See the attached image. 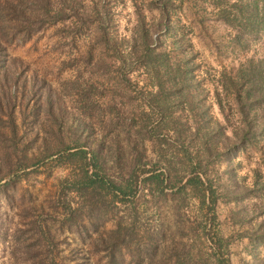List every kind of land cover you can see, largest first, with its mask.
I'll return each instance as SVG.
<instances>
[{"label": "rangeland", "instance_id": "obj_1", "mask_svg": "<svg viewBox=\"0 0 264 264\" xmlns=\"http://www.w3.org/2000/svg\"><path fill=\"white\" fill-rule=\"evenodd\" d=\"M47 4L14 25L0 16V264H264V136L233 135L237 107L218 82L264 59V33L236 40L211 0ZM144 42L189 79L157 85ZM86 172L132 189L78 191ZM196 172L214 210L175 187Z\"/></svg>", "mask_w": 264, "mask_h": 264}, {"label": "trees", "instance_id": "obj_2", "mask_svg": "<svg viewBox=\"0 0 264 264\" xmlns=\"http://www.w3.org/2000/svg\"><path fill=\"white\" fill-rule=\"evenodd\" d=\"M4 12H1L0 16L4 22L6 19H12V25L15 24L22 15L27 13L28 5H35L38 7L42 13L48 14L50 12L47 0H4ZM211 3L216 9V16L223 19L231 28L237 30L236 40L240 41L243 35L258 34L264 33V0H211ZM164 7V6H163ZM163 15H167L166 10L163 8ZM34 14V15H32ZM35 11H31L30 15L35 16ZM28 15L27 17H29ZM27 37V36H26ZM3 47L0 43V60L1 55H3ZM144 62L147 64V67L152 69L153 75L156 77L159 82L163 77L170 79L172 85L176 82L175 80L181 77L182 82H185L189 79L191 75L190 66L185 63V67L180 68L178 64H169L168 59L165 53L157 52L154 48L150 46L149 43L144 42ZM0 64L1 61H0ZM221 91L223 96L230 97L236 104L238 111V123L241 124L242 128L236 127L233 129V135L238 137L239 142L244 145L248 142L253 141L255 138L264 136V59H249L247 60L246 65L242 66L237 72L233 75H229L226 72H222L218 79ZM217 103L221 111H223L222 98L220 93L216 92ZM225 120L228 122V116H224ZM13 120V118H12ZM220 130L223 129V126H219ZM240 132V135H238ZM206 140L209 141L208 136L210 133H206ZM84 159H87L88 153L90 155L89 162L97 169L102 170L103 165L101 156L95 149L90 151L79 148L77 150ZM71 153L69 155H73ZM262 162L264 164V154L262 157ZM85 180H82V185L77 187L78 191L86 192L87 189L93 191L97 184L107 187L112 191L115 197H118L121 200H125L126 196L130 193L129 186H122V184H116L113 181L107 182L106 180L101 179L100 181L95 179L92 174H85ZM96 175V174H95ZM164 173L152 172L148 179H151V182L155 183L157 188L163 187ZM100 182V183H99ZM178 183H174V186L177 187L178 192L191 190L192 194L196 199H198L202 205L206 208L213 209L216 203V196L214 190L206 178L201 176L199 173L188 174L183 176L181 180H178ZM69 215L74 211H77V208L73 209L69 206L68 209ZM70 217V216H68ZM261 235H264L262 232ZM222 238L218 237V240ZM217 263L221 264L220 257L216 258ZM225 261V260H224ZM111 264H116L114 259H110ZM175 264H183V262L177 261Z\"/></svg>", "mask_w": 264, "mask_h": 264}]
</instances>
